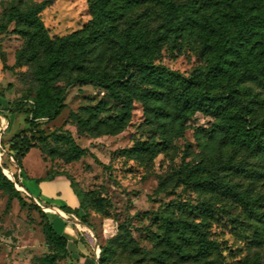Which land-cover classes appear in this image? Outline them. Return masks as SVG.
Returning <instances> with one entry per match:
<instances>
[{"label": "rangeland", "instance_id": "374dc122", "mask_svg": "<svg viewBox=\"0 0 264 264\" xmlns=\"http://www.w3.org/2000/svg\"><path fill=\"white\" fill-rule=\"evenodd\" d=\"M44 1L0 0V166L8 180L13 183L14 178L22 188L13 183L25 200L20 204L11 192L0 191V264H44L48 255L56 256L55 264H99L100 257L104 264H264V162L235 146H224L216 119L201 112L186 121L185 130L169 137V148L159 155L128 153L138 142H160L156 127L146 123L142 105L134 103L125 128L109 135L110 127L99 122L118 116L120 104L102 87L75 81L78 75L104 68L115 74L110 46L67 47L58 75L45 77L60 101L57 118L32 121L27 106L16 110L19 101L34 100L48 67L36 30L21 21L22 16H34ZM171 1L183 19L202 12L213 0ZM89 5V0H55L46 7L38 19L48 39L81 31L93 19ZM167 17L164 0H141L118 24L121 29L130 23L144 27L150 38L164 36L155 65L185 78L206 70L210 59L201 56L200 42L166 35ZM227 91L224 83L214 90ZM230 103L241 126L258 124L264 119V80L241 83ZM99 105L101 111L95 109ZM24 137L35 148L19 165L12 148ZM70 138L85 150L73 162ZM187 165L201 167L209 185L188 183ZM29 176L61 178L77 198L74 209L79 215L63 211L62 206L69 207L64 201L41 197L34 188L38 182L30 183ZM218 185L223 189H215ZM46 187L55 193L64 190L63 183ZM49 220L67 238L66 249L46 241ZM178 220L204 223L208 238L218 246L209 258L179 248L171 226Z\"/></svg>", "mask_w": 264, "mask_h": 264}, {"label": "trees", "instance_id": "16d2710c", "mask_svg": "<svg viewBox=\"0 0 264 264\" xmlns=\"http://www.w3.org/2000/svg\"><path fill=\"white\" fill-rule=\"evenodd\" d=\"M54 1L46 0L41 3L32 17H21L25 26L36 30L39 47L47 54L48 67L39 79L40 86L34 100L19 101V108L16 110L27 106L32 121L57 118L61 113L60 101L49 78L45 77L50 74L58 75L56 70L64 65L67 47L86 50L89 45H107L114 49V67L117 72L113 74L108 68H104L98 73L78 75L75 81L102 87L111 100L120 104L118 116L99 122L101 126L110 127L107 131L109 135H116L125 128L134 103L142 105L146 123L156 127L160 142H138L128 153L159 155L169 148V137L185 130L186 121L201 112L216 119V128L224 134V146H235L264 162V119L256 125L244 127L236 121L235 114L229 109L241 83L264 80V0H240L239 3L237 0H213L202 12L193 11L183 19L179 17L178 7L171 0H164L168 11L166 35L183 41L195 39L200 42L201 56L210 59L209 67L191 78H185L178 72L153 63L164 36L158 34L159 36L150 38L147 29L135 28L132 23L120 28L119 19L127 15L141 0H89L93 19L81 31L52 41L46 36L38 14ZM226 7L231 8L232 12L225 10ZM239 68L244 70L240 71ZM223 83L227 85L228 91L214 92ZM95 109L101 111V106ZM69 142V161H77L85 154V150L73 138ZM32 148L35 147L25 137L16 141L12 149L16 151L19 165H22V159ZM184 175L188 183L197 187L209 185L203 181L199 166L187 165ZM36 181L40 183L50 180L40 178ZM216 188L223 189L219 185ZM2 190L11 192L20 204H24L23 196L14 189L13 183L3 174L0 166V191ZM239 201L244 205V199ZM61 209L79 215L76 209L67 206H62ZM208 210L205 208L206 213H211ZM83 221L91 227L88 222ZM171 226L178 235L179 248L192 249L194 257L207 259L218 248L208 238L204 223L178 220L171 223ZM44 236L48 243H56L62 249L67 248V238L55 230L50 220L44 228ZM56 261V256L48 255L44 264H55ZM98 263L104 264L103 257H100Z\"/></svg>", "mask_w": 264, "mask_h": 264}, {"label": "crops", "instance_id": "0c3cea01", "mask_svg": "<svg viewBox=\"0 0 264 264\" xmlns=\"http://www.w3.org/2000/svg\"><path fill=\"white\" fill-rule=\"evenodd\" d=\"M8 126H9V122H8ZM7 126V128H8ZM6 128V129H7ZM41 177H32V176H29V180H30V183H36V180L37 179H40ZM59 183H63V186H64V190L62 193H55L54 191H51V190H48V188L46 187L47 185L49 187L52 188L55 187L56 184H59ZM34 188H36V192L43 198H45L46 200H58L60 202H65L67 203V205L70 207V208H77V198L76 196H74L73 192L69 189V186L66 182H63V180H61V178H56V180L54 181H45L44 183L43 182H40L39 184L36 183L34 184ZM35 199H38L40 202H42L39 197H37L36 195H32Z\"/></svg>", "mask_w": 264, "mask_h": 264}, {"label": "bare ground", "instance_id": "6f19581e", "mask_svg": "<svg viewBox=\"0 0 264 264\" xmlns=\"http://www.w3.org/2000/svg\"><path fill=\"white\" fill-rule=\"evenodd\" d=\"M6 124H7V120L4 119V120H3V126L6 127ZM12 179H13V178H12ZM18 188H19V186H18ZM21 189H22V188H21ZM82 228L84 229L85 227L82 226ZM85 229H86V228H85Z\"/></svg>", "mask_w": 264, "mask_h": 264}, {"label": "built area", "instance_id": "2783aa9c", "mask_svg": "<svg viewBox=\"0 0 264 264\" xmlns=\"http://www.w3.org/2000/svg\"><path fill=\"white\" fill-rule=\"evenodd\" d=\"M2 125V124H1ZM7 128V127H6ZM5 130V129H4ZM0 131H1V126H0ZM1 136H2V134H1V132H0V139H1ZM13 183L15 184V185H17V182L15 181V179L13 178ZM18 186V185H17Z\"/></svg>", "mask_w": 264, "mask_h": 264}]
</instances>
